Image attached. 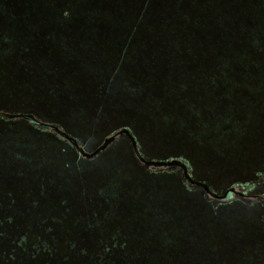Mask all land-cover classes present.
<instances>
[{
	"label": "trees",
	"instance_id": "16d2710c",
	"mask_svg": "<svg viewBox=\"0 0 264 264\" xmlns=\"http://www.w3.org/2000/svg\"><path fill=\"white\" fill-rule=\"evenodd\" d=\"M3 59L9 71L0 70V92L8 100L0 101V109L23 110L59 96V107L71 114V132L94 147L107 130L91 134L90 118L108 114L104 99L118 95L123 106L113 123L132 124L139 144L151 139L169 157L187 162L203 155V148H217L237 176L254 178L264 171V0H0V63ZM36 122L0 121L17 126L10 127L14 138L32 133L58 153L66 149ZM127 144V136H120L119 149ZM80 156L74 159L82 163ZM128 162L134 181L149 187L154 214L135 216L123 197V219L104 220L100 236H89L92 243L77 249L61 221L59 229L47 231L27 223L13 240L4 222L0 242L8 245L0 248V264H227L211 246L223 229L222 204L178 186L179 172L161 169L156 160L152 168L135 156ZM49 174V183L58 182ZM168 178L175 185L166 189L172 202L187 193L198 197L189 226L161 206L158 190ZM203 213L205 224L215 227H209L208 239L198 230ZM243 257L240 251L237 264H246Z\"/></svg>",
	"mask_w": 264,
	"mask_h": 264
},
{
	"label": "rangeland",
	"instance_id": "374dc122",
	"mask_svg": "<svg viewBox=\"0 0 264 264\" xmlns=\"http://www.w3.org/2000/svg\"><path fill=\"white\" fill-rule=\"evenodd\" d=\"M8 62L3 59L0 63V70L5 73L9 71L6 65ZM20 71L24 73L25 67ZM51 97L52 101L51 98L45 97L37 100L34 107L31 102L23 110H19L20 107H14L13 112L6 108L0 109V121L5 118L36 119L41 128L61 139L64 142L63 147L66 148L58 153L55 148L57 146L32 133H20L19 138H14L12 128L16 129L17 126L0 123V231L3 232V223L6 222L13 232L11 240L25 233L27 229L24 227L27 223L32 227L41 226L47 231L48 228L59 229L56 222L61 221L63 225L60 226L71 230L68 237L77 241V244L73 243V248L86 247L88 243H92L88 240L89 236H100V231L105 227L104 220L123 219L122 215L127 213V210L124 211L126 208H122L119 215L123 197L128 204H132L130 210L135 216L144 219V214H154L152 200L148 197L149 187L142 186L141 180L134 181L136 173L133 174L130 169L132 166L128 161L135 156L149 168H152L150 164L156 160L161 169L178 171L179 179L182 177L177 183L178 186L190 188L197 192L198 197L203 196L222 204L221 225L218 227L222 226L223 229L221 233L215 234L214 239L211 238V246L217 250L219 257L227 258V264H237L240 251L244 256V263L262 264L260 259H264V237H261L264 235V171L262 175L254 178L237 176L230 166L231 161L223 157V153L217 148L216 151L203 148V155L198 154L196 159L187 162L186 159L169 157L167 148L154 145L151 139L144 140L142 145L139 144L132 124L123 128L119 127V123H113L112 117H117L118 110L123 106L118 95H109L104 99L108 114L92 115L90 118L89 132L97 134L98 130V133L103 134L106 133L105 129L107 136L98 146H88L71 132L75 130L70 125L72 117L68 112L63 113V108L59 107V96ZM7 100L8 96H2L0 92V101ZM42 116H45L44 120ZM77 119L79 121V118ZM40 132L43 136V131ZM80 132L88 134L81 129ZM124 135L127 136L128 144L119 149V137ZM110 138L112 140L108 143ZM2 146L5 147V152ZM77 153L85 159L84 162L74 159ZM75 162H78L79 166H76ZM123 166L126 169H123ZM12 170L18 172L20 177L12 176ZM46 173L54 174V177L59 179L56 185L47 181ZM61 179H65L63 181L68 188L61 183ZM250 180L255 184L254 187H251L253 185ZM164 181L167 183L158 190V198L164 202L161 204L162 208H169L172 210L170 214L173 215L179 213L183 223L189 226L193 222L192 206L198 197L187 193L182 199L178 198L176 202H172V194L169 196L166 189L169 190L175 185L171 178ZM52 187H56L57 191L52 192ZM51 198H54L55 203H51ZM58 202L60 203L55 205ZM65 217L66 221L63 222ZM202 219L207 221L208 216L203 213L201 218L200 215L198 230L201 229L208 239L211 236L209 233L215 227L210 226V223L206 225V221ZM21 220L22 223L17 224ZM209 227H212L211 231ZM15 230L17 231L14 232ZM55 231H52L54 235ZM7 245L6 241L3 244L0 242V248Z\"/></svg>",
	"mask_w": 264,
	"mask_h": 264
},
{
	"label": "water",
	"instance_id": "95a60500",
	"mask_svg": "<svg viewBox=\"0 0 264 264\" xmlns=\"http://www.w3.org/2000/svg\"><path fill=\"white\" fill-rule=\"evenodd\" d=\"M110 139H111V138H110ZM110 139H108V143L111 142ZM111 140H112V139H111ZM150 165L156 166V164H155L154 162H152ZM157 166H161L160 163H159V165H157Z\"/></svg>",
	"mask_w": 264,
	"mask_h": 264
}]
</instances>
